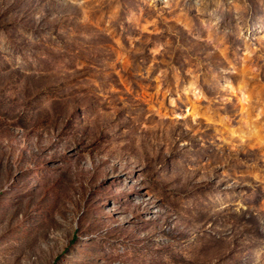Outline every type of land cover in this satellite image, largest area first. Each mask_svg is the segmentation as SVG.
Segmentation results:
<instances>
[{
    "label": "rangeland",
    "instance_id": "1",
    "mask_svg": "<svg viewBox=\"0 0 264 264\" xmlns=\"http://www.w3.org/2000/svg\"><path fill=\"white\" fill-rule=\"evenodd\" d=\"M0 264H264V0H0Z\"/></svg>",
    "mask_w": 264,
    "mask_h": 264
}]
</instances>
